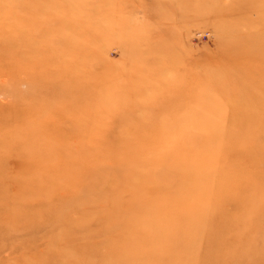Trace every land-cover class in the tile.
Wrapping results in <instances>:
<instances>
[{
    "label": "rangeland",
    "instance_id": "obj_1",
    "mask_svg": "<svg viewBox=\"0 0 264 264\" xmlns=\"http://www.w3.org/2000/svg\"><path fill=\"white\" fill-rule=\"evenodd\" d=\"M153 248L264 264V0H0V264Z\"/></svg>",
    "mask_w": 264,
    "mask_h": 264
},
{
    "label": "bare ground",
    "instance_id": "obj_2",
    "mask_svg": "<svg viewBox=\"0 0 264 264\" xmlns=\"http://www.w3.org/2000/svg\"><path fill=\"white\" fill-rule=\"evenodd\" d=\"M76 81H77V80H75V82H76ZM75 82H74V83H75ZM80 82H81V81L79 80L77 83H80ZM68 84H70L69 81H68ZM44 152H47V151H44ZM61 152H62V155H63V154H64L63 151H61ZM157 153H158V152H156V153H155V156H154V157H156V158H152L151 161H154V162H160V160H159L158 157H157ZM181 154H182V153L177 154V158H176V159L174 158V159H172L171 161H169L170 158H171V156L168 155V157H167V156H166V152H165V155H164V156L161 155V157H162L163 160H165L166 162L169 161L168 166H169V168H170V173L176 169V167L174 166L175 164L178 166V168H180L179 171L188 170V167H186L187 165H185L187 159H185V158H184V159L181 158V157H182ZM183 157H184V156H183ZM217 157H218V156L215 155L214 160L217 159ZM186 158H187V157H186ZM188 163H189L190 165H192L191 161H188ZM194 168H195L197 171H202V169H201L200 166H197V167L194 166ZM177 172H178V171H177ZM190 172H191V171H190ZM223 194H224V193L220 191L219 196H222ZM174 196H175V195H174ZM257 196H258V195H255V196H254L253 194L251 195V197H257ZM218 201H219V203H218ZM218 201H216V205H218V206L220 207V206H221L220 204L222 203V202L220 201V198H218ZM163 204H164V205H163ZM210 207H211V206L206 205V207H202V208H203V210H206V209H209ZM202 208H201V207H198V209H199L200 211H203ZM145 209L150 210V214H147V215H150V216H149V221H150V220H153V221H155V222H153V221H151V222H153V223H160V224L164 225V228H165V229H169L170 227H173L174 222H172L171 220H172L175 216L179 215V210H178L177 208H175L174 206L171 205V201H170V199H168V198H166V199L164 200V202H163V200H162V202H160V203L154 202V203H152V204H150V205L147 204V205L145 206ZM181 211H182V212H185L186 210L183 208ZM173 215H174V216H173ZM171 217H172V219H171ZM147 222H148V221H146V223H147ZM157 228H158V227H157ZM157 228H156V229H157ZM191 236H192V233L190 234V238H192ZM145 237L148 238V235H145ZM213 237H214V236H213ZM213 237H212L210 240H213V239H214ZM208 238H210V237H208ZM145 240H146V239H145ZM176 240H177V239H176ZM171 242H172V241H170V243H171ZM170 243H169V244H170ZM132 246H133V240H131L130 242L125 243L124 246H121V250L116 254L117 259H118L119 261H123V258L128 257V256L131 254ZM167 248H168V246H167ZM132 250H133V249H132ZM162 250H165V249H163V247H162ZM154 251H157V250H155V249L153 248V249H150L149 252H144V253L140 254V258L138 257V260L143 259L146 263L156 264V262H155V260H154V258H153L154 256H152V253H154ZM189 253H190V251L184 248V250H182L181 257L188 256Z\"/></svg>",
    "mask_w": 264,
    "mask_h": 264
}]
</instances>
